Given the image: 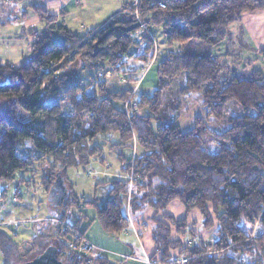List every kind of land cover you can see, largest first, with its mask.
I'll use <instances>...</instances> for the list:
<instances>
[{
  "label": "trees",
  "instance_id": "16d2710c",
  "mask_svg": "<svg viewBox=\"0 0 264 264\" xmlns=\"http://www.w3.org/2000/svg\"><path fill=\"white\" fill-rule=\"evenodd\" d=\"M5 1L0 0V22ZM128 5L102 26L81 33L33 4L43 29L31 42L29 59L20 65L0 59V102L5 101L0 107V181L12 183L18 171L34 173L33 164L39 162L45 166L42 187L47 193L56 173L67 186L68 168L103 162L105 145L93 142L106 134L110 141L112 132L118 142L108 149L116 152L123 176L99 183L108 187L101 202L69 200L72 186H67L62 205L54 209L57 234L35 235L23 257L18 243L0 231L2 264L26 261L49 244L56 246L63 264L88 259L70 248L83 237L81 219L68 212L71 204L94 208L101 228L117 235L129 226L127 208L130 214L151 208L158 215L174 201L186 217L175 220L163 213L154 220L161 263L172 264L176 251L185 258L182 264H264V66L246 72L210 52L243 11L264 10V0H139L140 22L150 30L161 27L167 45L156 69L158 86L142 94L109 90L105 80L106 72L123 78L131 73L129 58L152 59L151 34L137 45L132 40L136 29L126 30L135 20L118 16ZM260 56L264 65V49ZM174 80L180 84L177 96L165 99ZM193 94L209 118L222 120L230 101L241 115L229 118L222 132L211 130L200 117L183 131L177 120ZM18 109L29 115L28 121L18 118ZM22 139L30 141L33 151L18 154ZM193 210L200 214L199 225L187 220ZM197 226L214 231L212 242L199 236ZM255 227L258 233L251 237ZM90 260L115 264L101 256Z\"/></svg>",
  "mask_w": 264,
  "mask_h": 264
},
{
  "label": "crops",
  "instance_id": "0c3cea01",
  "mask_svg": "<svg viewBox=\"0 0 264 264\" xmlns=\"http://www.w3.org/2000/svg\"><path fill=\"white\" fill-rule=\"evenodd\" d=\"M131 1L132 0H44V3H32L29 4V6L33 4L42 5L51 13L58 15V18L62 19L64 24L69 29H71L72 31L84 33L94 27L102 26L103 24H105L111 17L119 12L124 4H130ZM109 3H114V9H112L111 11H107L102 20L98 22V18L102 16V12L104 11L103 8H105V6H107V4ZM23 12L27 13L25 18L23 17ZM62 12L64 13L61 14ZM29 14H31V16H29ZM72 15L74 16V19H72V25L70 27V25L67 24V19ZM19 18L20 20H22V23H24L21 28L24 32H26L29 27L33 26V22L39 21L38 17L32 12L31 8L22 10ZM4 22L5 20L1 24H4ZM31 31L32 34H37V31L34 29ZM157 47H159L160 52L157 54L156 59L152 61L150 60L147 63L134 59L140 64H138L136 68H131L128 70L132 73L131 78L135 79V81H131L130 86L124 89H132V93L136 92L142 94L145 91L147 92L148 90L158 86L156 69L158 64L162 61L166 49H162V46H160L159 44ZM263 49L264 10L253 12L243 11L240 14V17L235 22L229 25L228 36L222 42L211 48L210 52L217 61L235 65L240 70L247 72L260 69L261 67L263 68L264 65L260 56V52ZM132 52H135V49H133ZM105 80L107 81V83L110 82L115 84L112 81L114 80V75L111 72H106ZM128 80L130 81V79ZM124 81L118 79V81L116 82L126 84V81L125 83H123ZM171 94L174 95V92L168 91L165 95ZM189 99L191 102L188 108L184 110V112L177 120V124L179 125L181 130L187 131L192 129L194 126L195 117H200L201 119H203L208 127L213 125L214 128L210 127L211 130L222 132L227 128V123H222V126L220 127L218 126V124L228 120V117V119L223 118L222 120L209 118L206 114V111L201 107L197 96L193 94L189 97ZM233 107L234 110L232 116H239L241 113V110H239L240 107ZM111 176L123 178V176H121V174L119 173V170L117 172H114L113 174H110L109 177ZM26 180H31L32 183ZM99 183L101 182L96 183L94 190L98 188L97 185ZM33 184L34 181L32 170L18 171L15 174V180L12 183H6L4 181L0 182V204L3 205V208L0 211V231L4 232L15 243L18 242L15 241L13 237L20 232L29 234V240H31L37 234L52 236L59 226V221H57L58 219L54 212L55 208L50 203L48 208L49 211H46L47 216L44 217L43 221H41L44 224L41 225L40 229L31 230L29 228V225L31 224H28L24 228L19 227L21 220L23 218H28L19 217V214H21L20 211L22 210V208H24V205L26 203L24 197L28 194H25V192L30 193ZM70 185L71 184H69L67 181V186ZM104 186L105 188L107 187L106 185ZM42 189L44 193L48 195L47 191L43 187ZM8 191L12 195L11 199L7 194ZM96 194L97 193L94 194V197L96 196ZM107 194L108 193L106 192L105 198L107 197ZM105 198L100 199L99 197H95L91 200L96 199L98 200V202H101ZM80 200L87 201L88 199L81 195ZM37 203L39 202H36V204ZM68 212L69 214H71V218L72 216L75 217L74 219L76 221L81 219L78 224V230L83 235V237L89 240L94 246L90 257H105L115 264H163L160 262V253L157 252V244L154 242L152 235L154 220L160 218L163 213L173 217L175 220H180L186 217V212L183 206L178 201L172 202L164 212L158 215H155L154 211L151 208H146L145 210L137 214H130L127 208L129 226L121 233L114 235L105 232L101 228L100 224L97 221L96 210L94 208L81 206L79 209L76 208L75 210H70L69 208ZM195 215H199L200 217L199 212L197 210H193L189 213V215H187V220L189 222L196 221L195 219L191 218ZM29 220H32V218L30 217ZM41 229L44 230V232L41 231ZM174 230V227H172L173 238L175 239L177 235H175ZM202 233H200L199 236H201L203 239V236H207V234L204 235V233ZM204 241L206 242V239H204ZM172 254V264L181 262L183 259H185L184 257H178L176 251ZM2 260L3 259L1 255L0 264H2Z\"/></svg>",
  "mask_w": 264,
  "mask_h": 264
},
{
  "label": "rangeland",
  "instance_id": "374dc122",
  "mask_svg": "<svg viewBox=\"0 0 264 264\" xmlns=\"http://www.w3.org/2000/svg\"><path fill=\"white\" fill-rule=\"evenodd\" d=\"M6 2V1H5ZM38 4V3H44V0H7V4H5V12L3 14V19L5 20L4 24H1L0 22V59L1 60H7L12 62L14 65H20L24 62H26L29 59V47L31 45V42L33 41L36 33L32 34L31 30H36L37 34L41 31L42 24L39 21L33 22V26L29 27L26 32L22 31V26L24 23H22V20H20V14L22 10L29 9L30 6L29 4ZM139 4V3H138ZM138 6V5H137ZM131 7L134 9L133 11L131 10ZM104 11L102 12V16L98 18V22L102 20L103 16L107 11H111L114 9V3H109L105 8H103ZM31 16V14H29ZM33 16V15H32ZM118 16H123V18L129 17L132 20H135L139 23L141 19L137 15L136 8L133 5V0L131 1L130 5L127 6V8L123 11ZM36 18V17H33ZM72 19H74V16H70L67 19V24L72 25ZM3 20V21H4ZM30 22V21H29ZM32 23V22H31ZM143 25L147 26L144 22L142 23ZM28 27V26H27ZM141 26L139 25L136 28V33L141 29ZM148 27V26H147ZM76 29V28H72ZM151 35L153 36L152 40L154 42V51L152 55V60L156 59L157 54L160 52V49L158 44L162 46V49H166V43L163 39V34L161 27H156L150 30ZM133 34V35H134ZM144 35H150L147 31ZM150 35V36H151ZM151 36V37H152ZM142 37L138 38L139 41L136 42V44H141L142 42ZM32 39V40H31ZM136 47L133 46L132 49H135ZM140 64L138 61H135L134 59H128L127 60V70L131 68H136V66ZM261 70L263 69L262 67L260 68ZM89 74L88 70H85L83 72V77L85 81L87 80V75ZM132 73H125V81L128 80L131 77ZM122 73H119V75H114V80H112L115 84L113 83H108L109 84V90H116V89H124L130 86L131 81H126V84L122 83H117L116 81L123 80L124 78L122 77ZM111 76V75H110ZM125 81L123 83H125ZM173 91L169 90L170 92H174V95H165L168 91L164 92V98L169 99L171 97L177 96V91L180 88V84L178 83L177 80H174L171 84ZM200 103V102H199ZM189 102L187 104V108L189 106ZM5 105V101L0 102V107H3ZM127 105V103H126ZM233 106H238L235 102L230 101L226 104V111L224 113V118H230L233 117ZM239 108V107H237ZM240 110V109H239ZM184 112V111H183ZM182 112V113H183ZM181 113V114H182ZM241 115V113H240ZM17 116L20 120L22 121H28L29 120V115L18 109ZM227 118V119H228ZM228 120L223 121L218 124V126H222V123H227ZM210 126V125H209ZM217 126V127H218ZM210 127H213L211 125ZM209 127V128H210ZM104 136H107L104 135ZM104 136H98L94 140V144H102L104 146V153H103V162H100L99 160H94L89 163V165L84 168V167H70L66 170L65 176L66 180L68 181L69 184L72 186V191H70L69 200L75 201V197L77 196L78 199H81V195H83L85 198L88 200H91L95 197H99L100 199L105 198L106 192H107V187L105 188L104 185L98 184V188L94 190V187L97 182H102L108 178H110V174H113L114 172H117L119 170L120 164L119 160L116 156V152L110 151L108 149V146L113 143L118 142V136L115 132H112L110 134V141L105 140ZM18 154L23 155V153L31 152L33 149L31 148V143L28 139H22L18 141ZM25 151V152H24ZM125 153H128V150H124ZM34 167V173H33V181L34 184L32 185V189L30 190V193H27L28 195L24 197L25 199V205L24 208L20 211L21 214H19V217H28V218H23L20 222L19 227L24 228L25 226L29 225V228L31 230H37L41 228V225L44 223L41 222L43 221L44 217L47 216L46 211H49V196L46 195L42 189V180H43V175H44V164L41 165L39 162H34L33 164ZM1 182V181H0ZM96 196L94 197L95 193ZM94 193V194H93ZM9 198H12L11 193L8 191L7 192ZM11 195V196H10ZM9 199V200H10ZM36 202H39L36 204ZM31 204V208H30ZM43 204V207H42ZM70 210H75L76 206L71 204L69 205ZM30 209V210H29ZM30 217L32 220H29ZM191 218L195 219L197 224L199 225V222L201 218L199 215L192 216ZM200 218V219H199ZM62 228V227H61ZM65 228V227H63ZM198 228V226H197ZM197 233H204L207 234V236H203V239H206V243L212 242L213 237H214V231H202L201 228H198ZM25 230V229H24ZM41 231L44 232V230L41 229ZM202 233V234H203ZM258 233L257 227L254 228V230L251 233V237L255 236ZM57 234V230H55L54 235ZM71 237V235H69ZM29 234L20 232L17 235H14L13 239L18 242L19 245V253L21 257L24 256V254L29 250ZM187 238V237H186ZM61 239L64 242H67L68 240L64 237L61 236ZM185 239V238H184ZM188 240V238H187ZM1 258V255H0ZM185 261V259L182 260V262H178L179 264H182Z\"/></svg>",
  "mask_w": 264,
  "mask_h": 264
},
{
  "label": "water",
  "instance_id": "95a60500",
  "mask_svg": "<svg viewBox=\"0 0 264 264\" xmlns=\"http://www.w3.org/2000/svg\"><path fill=\"white\" fill-rule=\"evenodd\" d=\"M139 26L136 22L126 30H133ZM67 195V187L64 183V178L56 173L52 182L48 196L49 202L54 208L60 207ZM18 264H63L58 258V249L56 246L49 244L42 251L32 256L30 259Z\"/></svg>",
  "mask_w": 264,
  "mask_h": 264
},
{
  "label": "built area",
  "instance_id": "2783aa9c",
  "mask_svg": "<svg viewBox=\"0 0 264 264\" xmlns=\"http://www.w3.org/2000/svg\"><path fill=\"white\" fill-rule=\"evenodd\" d=\"M138 3H139V0H133L134 7H137ZM139 25L141 26L140 27L141 29L138 31V33L132 35V40L134 42L139 41L138 38H141V36L144 35L146 31L149 34H151L150 29L147 26L143 25L141 22H139ZM2 208H3V205L0 204V211L2 210ZM70 248L74 250L77 253V255L85 256L86 258H88L85 261L81 262L80 264H93L89 256L91 255L94 246L89 240L82 237V239H80L78 243H71Z\"/></svg>",
  "mask_w": 264,
  "mask_h": 264
}]
</instances>
